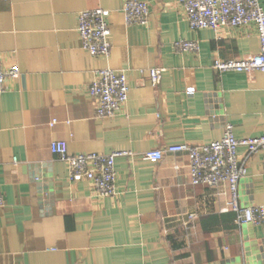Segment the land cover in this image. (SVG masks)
<instances>
[{
	"label": "crops",
	"instance_id": "crops-1",
	"mask_svg": "<svg viewBox=\"0 0 264 264\" xmlns=\"http://www.w3.org/2000/svg\"><path fill=\"white\" fill-rule=\"evenodd\" d=\"M140 1L147 27L125 25L124 0H0L2 67L19 70L0 95V264H264V226L235 225L224 185L191 186L184 153L142 156L218 141L226 124L236 138L264 134V76L212 69L215 59L257 55L256 32L191 31L184 0ZM98 8L109 12L107 59L83 51L76 32L78 14ZM178 41L198 42L199 52H176ZM107 68L125 70L130 91L120 113L98 119L87 88ZM153 68L163 70L156 85ZM52 142L70 154L131 152L114 161L115 195L70 181ZM238 202L264 205L259 156Z\"/></svg>",
	"mask_w": 264,
	"mask_h": 264
},
{
	"label": "built area",
	"instance_id": "built-area-1",
	"mask_svg": "<svg viewBox=\"0 0 264 264\" xmlns=\"http://www.w3.org/2000/svg\"><path fill=\"white\" fill-rule=\"evenodd\" d=\"M183 15L191 31L222 29H243L253 26L259 43L257 55L242 60L221 61L215 59L212 69L217 73L259 72L264 76V10L259 0H184ZM108 11L94 9L80 12L77 16L76 32L80 48L91 57L107 59L110 56V36L106 18ZM126 26L147 27L150 9L146 2L124 0L121 8ZM178 53L197 55L199 44L196 41H178L174 43ZM163 70H149L152 85L159 83ZM19 70L16 66L2 67L0 57V95L7 79H16ZM130 87L125 70L102 69L94 72L93 80L87 92L95 103V116L98 119L113 118L120 113L128 101ZM56 124L54 120L50 127ZM245 153L239 156L238 149ZM50 152L66 166L70 181H88L98 198L115 195L116 171L114 161L119 157H130L126 151H115L108 155L95 153L70 154L65 142H52ZM184 153L189 160L191 186L217 188L224 185L229 193L228 209L234 214V223L240 227L251 224L264 226V205L242 207L238 202V184L247 174V163L259 156L264 169V134L256 138H236L231 124H226L222 137L206 145H175L156 149L142 154L145 160L159 162L165 154ZM2 200L0 199V205ZM195 216H189L193 221Z\"/></svg>",
	"mask_w": 264,
	"mask_h": 264
}]
</instances>
